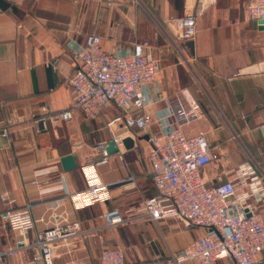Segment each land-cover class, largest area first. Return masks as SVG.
<instances>
[{
  "label": "crops",
  "instance_id": "obj_1",
  "mask_svg": "<svg viewBox=\"0 0 264 264\" xmlns=\"http://www.w3.org/2000/svg\"><path fill=\"white\" fill-rule=\"evenodd\" d=\"M2 1L9 5L0 4V213L7 194L15 200L13 208L31 206L36 224L26 236L29 245L10 255L18 237L0 219L1 264H45L31 246L44 228L40 219H49L54 200L87 188L82 166L88 157L99 158L97 142L114 136L128 140V147L123 142L96 167L110 198L80 209L66 202L56 211L81 229L55 250L52 264H99L102 249L122 250L125 264H170L173 254L204 234L174 219L154 222L142 209L157 193L148 137L159 135L169 121L177 93L185 97V107L194 104L199 111L183 132L202 133L217 155L201 170L205 185L236 182L234 171L242 164L264 181V27L248 18L247 0ZM200 9L195 36L180 40L171 21ZM90 34L100 36L104 51L118 55L146 43L159 61L158 92L142 110H131L152 116L147 130L124 128L123 111L113 106L94 119L76 110L68 122L40 120L68 109L66 78ZM70 154L76 167L66 171L60 159ZM111 208L119 209L124 221L106 227L102 214ZM258 211L264 216V207ZM259 261L264 262V251Z\"/></svg>",
  "mask_w": 264,
  "mask_h": 264
},
{
  "label": "built area",
  "instance_id": "obj_2",
  "mask_svg": "<svg viewBox=\"0 0 264 264\" xmlns=\"http://www.w3.org/2000/svg\"><path fill=\"white\" fill-rule=\"evenodd\" d=\"M245 11L250 20L264 22V0H247ZM200 12L201 9L196 14L171 21L180 40H191L195 36L196 18ZM76 61V67L66 78L71 88L68 109L43 116L40 119L43 123L46 120L68 122L76 110L86 119H94L103 109L113 106L123 111L124 128L147 130L152 116L131 113L133 108L142 110L146 107L151 102V94L159 90L160 64L146 43L135 44L130 54L118 55L104 51L100 36L90 34L77 52ZM174 100L167 114L169 121L161 125V133L148 137L150 176L157 193L144 200L142 209L154 222L174 219L185 226L201 228L204 234L173 254L169 263L264 264L259 261L264 251V216L258 211L259 206L264 207L262 177L250 165L242 164L234 171L236 182L225 180L207 187L201 170L214 162L217 155L202 133L188 136L182 130L184 124L198 116L197 106L185 107L182 93H177ZM110 142L117 151L123 148L120 136H114ZM110 142H97L94 149L99 158L88 157L82 166L87 188L54 200L49 219H40L44 228L31 245L36 250L35 259L52 264L55 250L66 246L79 234L78 221H69L56 214L66 202L74 209H80L110 198L108 187L96 173L97 166L108 162ZM32 183L36 184L35 181ZM2 201L6 209L0 213V219L18 237L14 248L8 250V254L13 255L18 248L29 245L26 236L35 228L36 220L30 205L13 208L11 205L15 200L7 194L2 195ZM102 218L106 227L124 221L117 208L106 210ZM98 260L99 264H125L120 249H102Z\"/></svg>",
  "mask_w": 264,
  "mask_h": 264
},
{
  "label": "water",
  "instance_id": "obj_3",
  "mask_svg": "<svg viewBox=\"0 0 264 264\" xmlns=\"http://www.w3.org/2000/svg\"><path fill=\"white\" fill-rule=\"evenodd\" d=\"M258 24L261 26V27H264V22L263 21H258ZM124 145L128 147V140H124ZM108 150V153L109 152H116L117 149L115 147V145L113 143H110V146L109 148L107 149ZM60 163L63 167L64 170L66 171H69V170H72L76 167V163H75V159H74V156L72 154L70 155H66L64 157H62L60 159Z\"/></svg>",
  "mask_w": 264,
  "mask_h": 264
},
{
  "label": "trees",
  "instance_id": "obj_4",
  "mask_svg": "<svg viewBox=\"0 0 264 264\" xmlns=\"http://www.w3.org/2000/svg\"><path fill=\"white\" fill-rule=\"evenodd\" d=\"M0 4H5L6 6H8V5H9V3H7V2H4V1H2V0H0Z\"/></svg>",
  "mask_w": 264,
  "mask_h": 264
}]
</instances>
